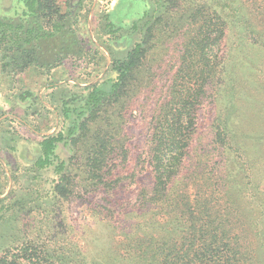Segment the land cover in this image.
<instances>
[{"label": "trees", "instance_id": "1", "mask_svg": "<svg viewBox=\"0 0 264 264\" xmlns=\"http://www.w3.org/2000/svg\"><path fill=\"white\" fill-rule=\"evenodd\" d=\"M237 1L167 0L162 13L140 26L145 30L144 40L136 42L123 58L116 59L112 54V69L118 75L110 89L93 85L80 111L55 100L62 128L40 141L34 163L40 169L52 165L59 159V147L73 146L76 151L62 160L61 167L57 164L58 178L49 195L52 204L38 206L43 215L42 233L2 245L0 264H87L72 242L49 240L55 228L51 229L52 222L49 227L48 220H54L63 204L80 197L81 190L107 184L106 168L114 157L116 168L127 162L125 125L137 90L136 70L145 58L146 45H154L155 31L163 23L171 36L184 28L185 51L177 75H184L189 83L194 78L196 85L186 92H174L152 118L151 150L142 165L152 182L140 191L134 211L116 210L120 264H260L259 249L264 243L255 239L247 223L226 160L181 158L185 152L190 154L196 105L201 106L208 97L207 87L220 85L225 74L233 80L228 51L245 46L264 50V0ZM25 5L27 17L33 19L29 24L13 27L0 21V27L9 29H0V42L6 40L10 52L1 55L4 68L12 66L16 74L37 69L39 66L34 65L40 59L55 55L43 50L42 44L58 46L55 61L64 56L88 55L79 44L72 11L62 12L59 0H25ZM178 14V21H173ZM133 26L138 28L137 23ZM217 135L223 144H230V135L223 131ZM6 189L0 187V194ZM260 194L259 208L264 211V190ZM8 200L10 205L20 201L15 188L0 199V212L6 209Z\"/></svg>", "mask_w": 264, "mask_h": 264}, {"label": "rangeland", "instance_id": "2", "mask_svg": "<svg viewBox=\"0 0 264 264\" xmlns=\"http://www.w3.org/2000/svg\"><path fill=\"white\" fill-rule=\"evenodd\" d=\"M89 1L85 0V4L73 1L72 5V24L81 41L79 44L88 55H74L69 63L73 65V73L81 74L86 80L94 74L100 75L96 83L110 89L118 75L112 69V54L116 59L123 58L136 42L144 40L145 30L140 26L162 13L167 0H116L114 18L107 13L111 3L96 4L89 16L86 12L87 7L92 6ZM25 11V0H0V21L13 27L33 21ZM179 17L180 14L176 15L173 21H178ZM134 23L138 28H134ZM1 28L8 29V26ZM158 28L152 39L154 45H146L145 58L136 70L137 90L125 125L127 162L116 168L114 157L106 168L109 170L107 184L81 190L80 197L63 204L54 220L52 217L48 220L49 227L52 222L51 229L55 228L48 235L49 240L72 242L87 264H120L116 210L134 211L140 191L152 182L150 173L142 166L151 150L152 118L174 92H186L188 87L196 85L194 78L189 83L184 75H177L185 51L184 28L178 29L173 36L166 23ZM3 41L0 42V187H10L9 193L15 188L20 201L13 205L10 200L6 201V209L0 212V247L26 235L33 238L42 233L43 215L38 206L52 204L49 195L58 178L57 164L61 167L62 160L76 151L73 146L72 149L70 146L59 147V159L52 165L40 169L34 163L42 138L32 129L48 126L54 120L51 91L44 90L45 84L32 82L37 79L33 69L26 75L16 74L12 66L4 68L1 55L7 56L10 52L6 40ZM245 47L227 53L233 80L225 74L220 85L207 87L208 97L204 103L196 105L190 154L185 152L181 158L226 160L247 223L252 227L255 239L264 243V211L259 208L260 190H264V50ZM177 77L179 87L176 89ZM96 83L75 85L71 82L63 89L66 93L61 95L58 91V100L65 102L64 107L67 105L80 111L87 100L86 95ZM75 122L73 126L77 127L79 119ZM220 131L230 135V144L220 141L217 135ZM78 133L76 131L75 136ZM20 202L26 209L21 208ZM259 256V263L264 264V248L259 249Z\"/></svg>", "mask_w": 264, "mask_h": 264}, {"label": "crops", "instance_id": "3", "mask_svg": "<svg viewBox=\"0 0 264 264\" xmlns=\"http://www.w3.org/2000/svg\"><path fill=\"white\" fill-rule=\"evenodd\" d=\"M73 1H76L77 3H80V4L82 3L85 4L84 3L85 0H59L61 8H62V12H67V10H71L72 13L74 14V9L72 8ZM88 3H92V6L90 8L88 6L86 9V12H88L89 16L92 15V12H94L96 4L98 3H103V4L111 3V5L108 6L109 11L107 13H110L111 18H114V16H116L115 14L116 13V0H90ZM42 46H43L42 48L43 50H47L52 55L55 54L54 58L56 57L57 55L56 53L58 52H55V47H58V46H53L52 44H45V45L42 44ZM54 58L46 56L40 59L39 64L37 63L34 65V66H39L38 67L39 71H38V68L36 69V67L35 68L33 67L34 69L32 70L33 74L35 73L37 77V79H35V81H32V82L33 83L38 82L40 84H45L43 87L44 90L49 89V91H51L49 94L51 98L54 99V102H53L54 104L51 102V107L54 111V114H52L54 115L53 116L54 120L48 126L39 125V126H35L32 129V131L37 133L39 137L41 136L42 139L44 138V136L55 135L56 133L61 131V128H62L61 119L62 118L59 113L58 101L55 102V100H58V97H59L58 91H59V94L62 95V93H66L64 92L63 89L68 87L71 82L75 85H82V84L90 85L91 83H96L100 78V75L96 76L94 74L92 78H90L92 80L90 79L86 80L82 78V76H80L81 74L78 75L76 73H73L74 71L73 69H71L73 65L69 63L70 59H72V56H64L61 59H58L57 61H55ZM81 62H83V60ZM30 71H31L30 69H27L26 71L20 74L27 75V73H29ZM39 97L42 98V94H39ZM6 115L7 114H5L4 116ZM29 126L30 125H28V127ZM38 147L40 148L39 143H38ZM38 153L39 151L37 152V154ZM9 189L10 187H7V189L3 193L0 194V199L4 198L5 196L9 194Z\"/></svg>", "mask_w": 264, "mask_h": 264}]
</instances>
